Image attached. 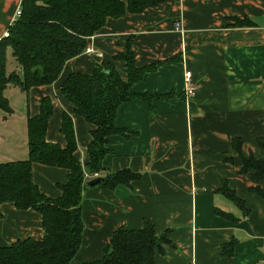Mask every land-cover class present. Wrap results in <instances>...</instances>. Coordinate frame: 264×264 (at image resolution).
<instances>
[{
  "label": "crops",
  "instance_id": "0c3cea01",
  "mask_svg": "<svg viewBox=\"0 0 264 264\" xmlns=\"http://www.w3.org/2000/svg\"><path fill=\"white\" fill-rule=\"evenodd\" d=\"M19 1L0 0V38ZM127 39L136 66L155 64L130 91L170 95L116 107L114 125L134 134H109L110 153L101 166L140 175L111 189H83V230L69 264L100 259L115 229H140L144 220L161 236L153 264H264V199L248 190L264 189V177L238 173L249 154L264 161L255 143L264 139V0H162L139 13L106 18L87 39L94 52L65 61L56 80L26 92L10 84L4 88L11 111L0 110V162L26 157V118L37 113L42 97L52 102L45 140L65 146L58 128L67 113L76 143L73 156L81 164L88 161L92 126L73 113L59 85L68 74H89L100 62L113 64L126 80L123 61L113 58L124 52ZM185 71L194 87L190 96L184 94ZM238 137L243 141L239 154L231 148V139ZM31 173L39 192L54 198L61 193L56 184L64 183L68 172L32 163ZM224 182L241 208L224 195ZM0 214V245L41 239V218L33 210L2 202ZM224 246L230 254L222 253Z\"/></svg>",
  "mask_w": 264,
  "mask_h": 264
},
{
  "label": "trees",
  "instance_id": "16d2710c",
  "mask_svg": "<svg viewBox=\"0 0 264 264\" xmlns=\"http://www.w3.org/2000/svg\"><path fill=\"white\" fill-rule=\"evenodd\" d=\"M18 18L7 27L6 36L0 38V110L11 111L3 95L7 84L27 91L36 85H48L60 75L65 61L77 56L87 46V39L97 32L106 18L117 19L126 13H139L159 5L162 0H20ZM238 23V22H236ZM131 41L123 44L124 52L114 54V60L123 61L126 80H121L113 64L96 63L92 72L70 73L59 85L60 94L73 106V113L82 116L92 126L86 146L88 161L80 163L73 156L76 148L71 116L62 113L58 130L65 146L45 140V128L50 118L52 102L48 97L39 100V109L26 118L27 154L24 159L0 162V204L13 203L20 210L31 209L40 220V240L31 237L16 239L0 245V264H69L80 245L82 222L80 197L84 188L102 186L107 189L118 184H129L139 178L138 173L127 168L107 171L101 166L103 157L110 153L107 136L119 134L123 138L134 134L114 125L116 107L122 101L168 98L165 95L132 93L130 87L150 66L138 67L130 49ZM10 49L11 58L18 72L5 69V53ZM242 139L232 138L231 148L239 154ZM264 151V139H255ZM40 163L65 169L64 183H57L59 196L46 197L32 182L31 164ZM238 173L253 179L264 177V161L249 154L241 159ZM96 175V176H94ZM101 177L93 185H86L92 178ZM221 190L238 207L241 201L224 182ZM264 199V189H248ZM245 211V210H244ZM1 215V214H0ZM161 236H155L153 226L144 220L140 229L118 227L103 249L100 259L82 264H153L154 250ZM224 255L230 254V247Z\"/></svg>",
  "mask_w": 264,
  "mask_h": 264
},
{
  "label": "built area",
  "instance_id": "2783aa9c",
  "mask_svg": "<svg viewBox=\"0 0 264 264\" xmlns=\"http://www.w3.org/2000/svg\"><path fill=\"white\" fill-rule=\"evenodd\" d=\"M20 10H21V5L19 4V6L13 11V13L11 15L10 23L15 21L18 18L19 14H20ZM84 52L88 53V54H92L94 52V50L90 46H86L84 48ZM184 82L186 83V87L184 89L185 96L192 95L194 87L191 86L190 72L189 71H185V73H184ZM94 176H96V175H94ZM261 242H262V246L264 247V234L262 235Z\"/></svg>",
  "mask_w": 264,
  "mask_h": 264
},
{
  "label": "rangeland",
  "instance_id": "374dc122",
  "mask_svg": "<svg viewBox=\"0 0 264 264\" xmlns=\"http://www.w3.org/2000/svg\"><path fill=\"white\" fill-rule=\"evenodd\" d=\"M5 60H6V65H5L6 72L7 71H11L14 68V65H13V60L11 58V53H10V49L9 48L6 50ZM0 148L3 149L4 146H2L0 144Z\"/></svg>",
  "mask_w": 264,
  "mask_h": 264
},
{
  "label": "water",
  "instance_id": "95a60500",
  "mask_svg": "<svg viewBox=\"0 0 264 264\" xmlns=\"http://www.w3.org/2000/svg\"><path fill=\"white\" fill-rule=\"evenodd\" d=\"M100 180H101V177L97 176V178H92V179L88 180L86 185H93V184L97 183Z\"/></svg>",
  "mask_w": 264,
  "mask_h": 264
}]
</instances>
